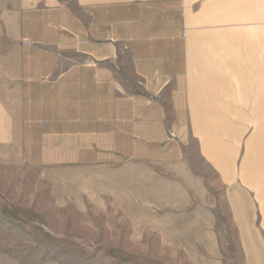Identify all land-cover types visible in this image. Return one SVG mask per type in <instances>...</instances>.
Returning a JSON list of instances; mask_svg holds the SVG:
<instances>
[{"label": "crops", "instance_id": "crops-1", "mask_svg": "<svg viewBox=\"0 0 264 264\" xmlns=\"http://www.w3.org/2000/svg\"><path fill=\"white\" fill-rule=\"evenodd\" d=\"M263 8L264 0H62L9 14L3 165L44 172L38 183L57 206L85 210L91 180L76 171L146 167L144 192L166 207L192 175L210 245L220 247L214 232L224 231L236 264H264ZM138 182L133 170L131 198Z\"/></svg>", "mask_w": 264, "mask_h": 264}, {"label": "rangeland", "instance_id": "rangeland-1", "mask_svg": "<svg viewBox=\"0 0 264 264\" xmlns=\"http://www.w3.org/2000/svg\"><path fill=\"white\" fill-rule=\"evenodd\" d=\"M57 1L62 0H0V38L9 14ZM189 156L192 171V149ZM3 162L0 159L3 264H236L239 250L227 245L224 231L214 232L219 247L210 245V232L199 229L210 216L200 213L204 200L194 199L192 175L187 177L186 191L177 193L166 207L146 196V167L127 166L120 169V176L112 171H76L91 180V203L85 210L57 206L62 202L51 198L48 187L40 188L48 184L38 183L44 172ZM133 170L139 178L138 199L130 197ZM212 202L218 205L217 200ZM211 218L225 222L224 215Z\"/></svg>", "mask_w": 264, "mask_h": 264}]
</instances>
